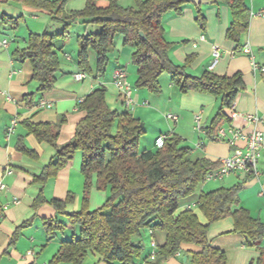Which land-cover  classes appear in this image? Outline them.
<instances>
[{"label":"trees","instance_id":"16d2710c","mask_svg":"<svg viewBox=\"0 0 264 264\" xmlns=\"http://www.w3.org/2000/svg\"><path fill=\"white\" fill-rule=\"evenodd\" d=\"M68 1H0V4L15 2L43 10L63 27L55 34L31 33L27 47L12 53L15 59L31 64L32 81L38 84L37 93L43 94L55 88L61 54L70 37L71 25L79 22L85 29L97 26L100 27L99 32H85L77 37V66L82 73L93 75L89 54L94 53L95 72L102 77L110 63V53L116 47V38L124 37V45L133 48L136 89L160 94V76L168 73L182 95L196 92L210 95L218 101L219 108L205 128L207 139L215 141L219 128L230 122L225 110L230 109L238 95L245 90V84L240 73L232 77L217 76L209 71L199 77L188 74L186 69L193 57L187 58L182 66L172 62L170 52L174 46L165 39L162 19L168 13L182 15L183 8L191 3L189 0H133V7H124L119 0H86L84 9L69 15L64 11ZM210 1L228 7L231 24L226 37L240 46L250 25L251 8L247 1ZM198 6L196 22L205 30L206 19ZM21 18L2 14L0 25L17 29ZM106 93L104 87H98L82 100L79 109L85 112V117L77 126L74 138L62 147L57 146L59 126L23 122L28 135L57 150L52 161L34 178V184L44 187L48 181L58 177L76 153H82L84 191L81 210L67 214L66 207L73 202V195L69 194L66 200L48 201L43 191L32 205L37 210L48 204L58 213L67 215L65 224L58 220L44 221V228L51 238L68 227L80 228L77 238L61 243L58 254L50 264H83L91 253L99 255L107 264H139L137 260L144 253L141 238L145 230H149L152 237L155 231L166 235L164 245L157 246L154 259L152 254L143 259L145 264H162L176 256L184 244L199 248L198 252L192 254L191 264H227L226 253L215 248L208 235L212 225L228 218L233 221L234 233L244 236L247 245L260 252V257L250 264H264V223L240 207L242 185L200 195L198 208L207 219V225L200 223L192 209L179 212L181 202L200 191L207 182L208 174L217 170L220 162L206 158L193 160L191 149L183 146L178 136H169L161 148L155 142L154 149L141 152L139 143L145 134L141 121L127 111L119 113L110 110ZM33 97L34 94L25 95L30 106L35 104ZM17 147L23 155L38 158L35 151L23 144L22 138ZM93 188L108 190L110 195L102 207L90 211L89 200Z\"/></svg>","mask_w":264,"mask_h":264},{"label":"crops","instance_id":"0c3cea01","mask_svg":"<svg viewBox=\"0 0 264 264\" xmlns=\"http://www.w3.org/2000/svg\"><path fill=\"white\" fill-rule=\"evenodd\" d=\"M246 1L251 8L250 25L248 33L242 37L240 46L226 37L231 24V15L224 4L200 5V10L206 19L205 30H202L196 22L199 6L193 3L183 8L182 15L166 14L162 22L165 39L174 46L170 52L172 62L182 66L187 58L193 57L186 69L188 74L199 77L209 71L217 76L232 77L237 73L242 75L245 90L238 95L230 109L225 110L230 122L223 124L219 130H241L249 135L256 130L264 132V74L259 70H254L253 67L254 63L259 67L264 66V17L252 16V14L257 15L264 12V0ZM64 11L69 15L75 10L69 9L68 6ZM30 12L36 14L38 10L30 8ZM76 24L82 28L83 34L100 31V27L97 26L85 29L79 22ZM43 25L46 26L45 23ZM1 30L0 28V32ZM71 38L70 35L69 39ZM23 39L27 45L26 40L28 39ZM19 42V38H16L14 41L10 40L7 47H0V91L4 93L0 95V184L6 187L0 190V264H50L58 254L61 243L70 239L64 234L62 237L48 236L44 221L58 220L65 224L68 217L58 213L48 204L37 210H34L32 205L43 191L48 201L66 200L71 194L74 200L67 205L66 213L72 214L81 210L84 191V177L81 173L82 153H76L74 159L59 173L58 177L48 181L44 187L34 184V178L38 177L52 161L57 150L49 144L39 143L34 136L28 135L23 122L50 123L59 126L57 146L62 147L74 138L77 126L85 117V112L79 109V104L98 87L106 89V103L110 110L119 113L127 111L146 124L155 113L162 111L157 98L151 94L148 95L145 90L136 92L133 90V104L130 107H127L120 97L114 84L115 74L125 73L126 81L129 75L134 78L137 76L135 66H131L132 63H130V53L128 56L125 53L126 48H124V37L122 36L116 38L115 49L118 48L119 52L115 60L116 65L111 69L108 78L107 73L102 77L96 75V56L90 53V65L94 73L92 76L85 74L84 79L77 81L75 76L82 72L77 66V60L65 53L64 46L55 88L50 92L36 95L34 92L37 91L38 84L32 81L31 64L28 61H19L12 56L14 51L25 48ZM246 46L251 50L248 55L243 52ZM215 48L220 57L214 65L213 51ZM115 49L114 53L112 52L113 56H116ZM109 65H111V57ZM168 89L169 103H174V107L169 106L171 111L167 112L165 118L166 123L169 124L167 126L164 123V128L159 125L156 134L160 135H152L150 139L148 138L151 144L153 142L151 146L148 140L147 147L151 146L148 150L154 149L153 146L155 147V142L160 136H178L183 146H193V148L188 147L191 149L193 160L206 158L212 162H220L229 157L235 149L245 147L244 139H237L233 145H229L227 141L231 139V134H228L223 142H210L207 139L205 128L210 125L219 108V103L214 97L196 92L182 95L172 82ZM28 94H34L32 98L35 102L34 106L28 105V100L25 98ZM151 102L154 104L153 107H151ZM149 105L150 107H147ZM233 114L237 116L233 117ZM168 115L176 117L177 120L169 119ZM247 115L257 116L259 122L249 123L245 118ZM198 116L201 118L205 133H198L196 130ZM14 120H16L14 132L10 134L8 130ZM62 120L64 122L60 124ZM20 138L23 139V144L27 148L36 152L37 159L23 155L18 150L17 143ZM261 166H263L262 169H260ZM258 171L257 176L234 173L226 177L227 181L224 178L221 185L202 186L195 196L181 202L179 212L192 209L200 223L207 225V219L198 208L200 195L221 188L230 189L240 184L242 185L240 207L264 223V152L258 164ZM109 195L108 190L99 191L93 188L90 194L89 210L95 211L104 205ZM66 229H73V238L79 236V226ZM208 236L215 248L226 253L227 264H250L260 257L259 250L249 247L244 236L234 233L233 221L230 218L212 225ZM141 241L144 253L137 262L145 264L143 259L155 252L152 242L154 241L156 246L160 247L164 245L166 235L164 232L155 231L152 237V233L146 230ZM262 246H264V241ZM198 251L199 248L196 246L184 244L176 256L168 258L162 264H191L192 254ZM29 252L33 255H28ZM185 258L186 261H184ZM83 264L107 263L99 255L91 253Z\"/></svg>","mask_w":264,"mask_h":264},{"label":"rangeland","instance_id":"374dc122","mask_svg":"<svg viewBox=\"0 0 264 264\" xmlns=\"http://www.w3.org/2000/svg\"><path fill=\"white\" fill-rule=\"evenodd\" d=\"M49 1H56V0H49ZM120 3L124 7H133L134 6L133 0H122V1H120ZM85 5H86V0H69L66 7L69 6V9L77 11V10L84 9ZM36 10H38V12H36V14H31L30 7H28L22 3L9 2L6 4H0V15L8 14V16L13 17V18H17L20 16L22 17L21 18L22 19L21 24L17 29H13L10 27H7V29H6L5 26L0 25V28L2 29L0 33H3V34H0V42L4 41V39H6L7 41L9 39L14 41L16 38H19V41H20L19 43L24 45V47L26 48L27 45L24 43V39L22 40V38L28 39L30 33L43 34V33L47 32L50 34H55V33L62 31L63 27L61 25H59L58 23L54 22L52 20L51 16L47 12L40 10V9H36ZM43 23L46 24L45 27H44ZM76 25L75 24L71 25V27L69 28V34L71 35L72 38L68 39L65 43V53L68 54L69 56L73 57L75 60L78 59L77 54H78V49H79L78 45H77V37L83 35V33H84L82 28L79 26H76ZM3 29H6V30L4 31ZM2 31H4V32H2ZM14 44H16V43H14ZM124 48H126L125 53L127 54V56L130 53V55H131L130 56V59H131L130 63H132L133 48L130 45H124ZM115 50H116V56H113L114 51H113V53H110L111 65H108V68L106 70L107 78L111 74V72H110L111 69L113 67H115V65H116L115 60H116L117 54L119 52V49L117 48ZM63 52H64V50H63ZM125 57H126V55H125ZM131 66H134L133 63L131 64ZM136 80H137V76L134 78V77H131L130 75H129V78L127 80L128 81L127 83L133 88V90L135 92L138 90L135 87ZM159 80H160V85H161V93L160 94L156 95V94H153L150 91L144 89L148 95L151 94L152 96H155L157 98V100L160 102L162 112L155 113V115H153V117L148 122V124H146V122H144V121H141L142 125L143 124L145 125L144 126V133L145 134L143 135V137L141 138L140 143H139V150L141 152L148 150L153 145V142L151 144V142L149 140L150 136L160 135V134H156L157 127L159 125H162L164 128V123L167 124L166 119H165L167 112L171 111V109H169V106L174 107V103L170 104L169 100H168L169 93H170L168 87L170 86V83H171L170 75L168 73H164L160 76ZM34 93H35V95L39 94V93H37L36 90ZM151 104H152L151 107H153V105H154L153 102H151ZM147 107H150V105ZM161 118H163L162 121H161ZM158 120H159V122H158ZM154 121H157V122L155 123ZM151 122L155 123V124H152ZM168 124H167V126H168ZM171 124L173 125V123H171ZM155 139L156 138H154V140ZM148 140H149V144L151 146L147 147ZM185 144L186 143H184V145ZM185 146L193 148V146H190V145H185ZM153 148H155V147L153 146ZM262 167L263 166H261L260 169H262ZM227 179L228 178H226L225 181H227ZM223 181L222 180H215V181H211L210 183L206 182L205 185H209V186L210 185H221V182H223ZM217 182L219 184H216ZM102 206H100V207H102ZM99 208H97V209H99ZM97 209H95V210H97ZM72 230L73 229H71V230L65 229V231L63 233H59L58 236L62 237L64 234L67 237H69V239L71 240V239H73V231Z\"/></svg>","mask_w":264,"mask_h":264},{"label":"built area","instance_id":"2783aa9c","mask_svg":"<svg viewBox=\"0 0 264 264\" xmlns=\"http://www.w3.org/2000/svg\"><path fill=\"white\" fill-rule=\"evenodd\" d=\"M252 16H259L264 17V12H260L257 15L252 14ZM8 42L6 40L0 42V47H7ZM244 54L248 55L251 53V50L248 46H246L243 49ZM214 56V65L217 62V60L220 57V54L217 50V48L213 51ZM254 70H259L264 74V66L259 67L255 63L253 64ZM86 76L84 73H79L75 76V79L77 81H81ZM114 84L118 89V92L120 94V97L122 98L124 104L127 107H130L133 104L132 99V87L127 83L126 81V75L123 72H117L114 76ZM0 95H4L0 91ZM50 107V106H48ZM237 116V114H233V117ZM169 119H172L174 121L177 120L176 117L168 115ZM246 120L249 123H258L259 118L257 116L253 115H247ZM16 125V120L12 122V126L9 128L8 132L11 134L14 132V127ZM196 130L198 132H203L204 128L201 124V118L198 116L196 118ZM228 134H231V139H229L227 142L229 145H233L235 143V140L237 139H244L246 141V145L244 148H237L233 151V153L220 161V167L209 173L206 181H215V180H223L224 178L230 176L231 174H252V175H258V164L262 157V154L264 152V132L256 130L252 132L251 134L247 135L244 134L241 130H228V129H220L217 133V136L215 138V141L217 142H223L226 140ZM169 136H161L156 141V146L158 148H161L164 145L165 140ZM6 187L3 184H0V190H4ZM152 246L155 250V252L152 254V259H154V255L156 253V243L153 241ZM28 255H33L32 252H29Z\"/></svg>","mask_w":264,"mask_h":264},{"label":"water","instance_id":"95a60500","mask_svg":"<svg viewBox=\"0 0 264 264\" xmlns=\"http://www.w3.org/2000/svg\"><path fill=\"white\" fill-rule=\"evenodd\" d=\"M191 3L195 5H201V4H212L213 2L210 0H189ZM141 37H144L143 34H141ZM186 261V258L185 260Z\"/></svg>","mask_w":264,"mask_h":264}]
</instances>
